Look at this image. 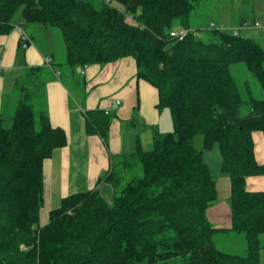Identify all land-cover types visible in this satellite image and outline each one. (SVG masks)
Returning <instances> with one entry per match:
<instances>
[{
  "label": "trees",
  "instance_id": "16d2710c",
  "mask_svg": "<svg viewBox=\"0 0 264 264\" xmlns=\"http://www.w3.org/2000/svg\"><path fill=\"white\" fill-rule=\"evenodd\" d=\"M193 8L191 0H0V36L10 34L20 11L22 24L59 28L66 65L75 70L133 57L137 79L155 88L156 108L169 110L173 124L170 132L155 131L152 151L139 144L130 154L138 174L127 177L124 155L121 171L113 163L99 178L113 187L111 203L98 189L72 194L38 226L44 163L69 140L36 106L31 86L38 69L26 72L15 84L12 125L0 119V264H260L264 191H248L246 183L264 176L253 138L264 134V99L246 83L245 100L231 66L244 64L264 92V48L210 28H203L211 32L206 39L199 28L197 37L172 38L175 21L190 28ZM110 116L87 112V131L107 142ZM198 135L203 149L194 145ZM214 145L230 178V229L207 218L218 191L204 151ZM233 233L245 237L242 254L220 249L221 235Z\"/></svg>",
  "mask_w": 264,
  "mask_h": 264
},
{
  "label": "crops",
  "instance_id": "0c3cea01",
  "mask_svg": "<svg viewBox=\"0 0 264 264\" xmlns=\"http://www.w3.org/2000/svg\"><path fill=\"white\" fill-rule=\"evenodd\" d=\"M31 25L33 31L40 28L36 24ZM44 28L49 35V28ZM190 28L196 29L191 26ZM26 42L29 47H24ZM56 59L57 54L53 50L43 53L36 46L34 37L27 33L22 22L19 27L14 25L10 34L0 36L1 122L5 94L9 98L13 96L11 94L19 76L34 68L38 69L35 82H38L43 91L45 89V110L51 124L63 128L68 135V145L55 150L44 163V205L41 214L59 208L58 205H61L64 198L79 192L98 189L102 196L108 198L107 190L110 186L113 199L112 185L98 184V181L110 171L114 157L126 155L128 152L131 154L139 144L142 146L140 134L129 138L127 130L136 116L135 113L139 117L133 121L132 126L136 127L139 123L147 132L149 141L153 142L155 131L167 133L172 129L168 125L167 109L160 112L156 108L158 95L155 88L137 79V64L133 57H125L105 65L79 67L76 70L69 66L74 74L71 69L58 71L57 67L62 64H55ZM63 63L66 64V55ZM75 75L80 79L76 80ZM11 85L13 89L9 93ZM69 85L72 86L74 94ZM117 100L121 104L110 114L113 120L105 142L99 134L87 131L86 113L94 110L104 112ZM253 138L256 160L264 165V134L255 132ZM246 188L248 191H264V176L248 178ZM216 203L207 212L209 222L216 229H230L231 212L226 209L222 212L217 209ZM260 264H264V251L261 252Z\"/></svg>",
  "mask_w": 264,
  "mask_h": 264
},
{
  "label": "rangeland",
  "instance_id": "374dc122",
  "mask_svg": "<svg viewBox=\"0 0 264 264\" xmlns=\"http://www.w3.org/2000/svg\"><path fill=\"white\" fill-rule=\"evenodd\" d=\"M194 8L190 14V26L194 28L200 29V33L202 34V38L206 39L211 35L207 29L211 26V24H215L220 30H223L230 34H235L255 40L264 48V0H191ZM246 19V25H241L242 19ZM22 22V14L21 11L18 12L13 18V25L19 27ZM254 24H260V27H253ZM38 25L40 28L38 30L31 29V23L23 24V27L26 29L27 33L34 37V41L36 46L43 52L47 53L49 50H53L57 54V59L55 64H62L57 67L58 71H67L69 68L68 65L63 63V58L66 55V45L62 36V32L59 28H49V35L43 30L44 26ZM173 28L175 31H180L183 27L180 20H177L173 23ZM207 28V29H203ZM203 32V33H202ZM22 48V47H21ZM23 49V48H22ZM62 59V61H61ZM62 66V67H61ZM70 71V70H69ZM71 73L74 74V70L71 69ZM231 72L236 81L237 87L240 92H242L243 98L245 100L248 99V95L246 92V83L250 86L252 90V96L256 99H264V92L254 79V77L250 74L244 64H233L231 66ZM22 73V72H21ZM20 73V74H21ZM27 78L26 72L22 73L19 76V79ZM76 80L80 79L77 75L74 76ZM32 81V80H31ZM31 81L27 83H23V85H27ZM66 81V79H65ZM39 88H37V85ZM66 85L68 86V82L66 81ZM11 89L9 88V93L12 92L13 85H11ZM71 92L74 94L72 90V86L69 85ZM74 88V87H73ZM40 87L38 82H33L31 86V91L34 92L36 96H34V100L36 106H39L41 109H46V95L45 89ZM13 95V96H11ZM10 98L5 94L4 99V110L2 117V126L5 128H9L12 125L13 116L15 114V110L17 107V100L19 98V92L14 90L11 94ZM249 111V106L245 105L242 109L243 114H247ZM166 115H168V125L172 128V118L169 110H166ZM135 117L132 119L130 126L127 127L129 132V138H132L133 135L140 134L142 139V148L144 151L149 152L154 148V143L147 139L148 135L145 132V129L138 123L136 127H133V121L139 117L138 113H135ZM111 120H113V116H110ZM170 121V122H169ZM172 130V129H171ZM109 136V133H108ZM107 136V139H108ZM146 138V140H145ZM194 145L198 149H203V137L198 135L194 139ZM128 156V162L131 167L128 169L127 177L131 178L132 176L138 174L139 165L138 161L135 160L130 152L126 153ZM125 155V156H126ZM124 154L119 157H114V164H116L117 172L122 170V162L124 161ZM204 159L206 163L209 165L210 173L215 179L217 183V191H218V201L216 205L217 209H220L222 212L225 209L228 212L230 209V203L228 199L230 198V178L227 174L221 171V154L218 148V145H214L211 150L204 151ZM108 198L104 197L109 203L112 202V191L111 187H108ZM229 197V198H228ZM62 204V203H61ZM61 206V205H58ZM42 210V209H41ZM231 210V209H230ZM49 222V212H43L40 214V221L38 226H45ZM37 226V227H38ZM221 246L220 249L231 252L234 254H242L245 251L247 245L244 235L233 233L231 236L226 234L221 235ZM261 244L264 246V235L261 236ZM264 251V250H263ZM178 264V263H177ZM180 264V262H179Z\"/></svg>",
  "mask_w": 264,
  "mask_h": 264
},
{
  "label": "built area",
  "instance_id": "2783aa9c",
  "mask_svg": "<svg viewBox=\"0 0 264 264\" xmlns=\"http://www.w3.org/2000/svg\"><path fill=\"white\" fill-rule=\"evenodd\" d=\"M252 26L253 27H260V24H254ZM209 28L210 29H219L213 23L211 24V26ZM189 35H193V36L197 37L199 35V33L197 31H195L194 29H190V28H182L180 31L173 30L170 33V36L172 38L177 39L179 41H184ZM235 35H237V33H235ZM83 73L84 72L82 71V74ZM120 104H121V102L119 100L114 101L109 108H107L106 110H104L105 115H110L113 111H115L120 106Z\"/></svg>",
  "mask_w": 264,
  "mask_h": 264
},
{
  "label": "water",
  "instance_id": "95a60500",
  "mask_svg": "<svg viewBox=\"0 0 264 264\" xmlns=\"http://www.w3.org/2000/svg\"><path fill=\"white\" fill-rule=\"evenodd\" d=\"M24 47H29V43L26 42V43L24 44Z\"/></svg>",
  "mask_w": 264,
  "mask_h": 264
}]
</instances>
